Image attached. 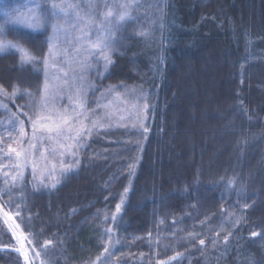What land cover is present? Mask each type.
<instances>
[{
	"label": "trees",
	"instance_id": "obj_1",
	"mask_svg": "<svg viewBox=\"0 0 264 264\" xmlns=\"http://www.w3.org/2000/svg\"><path fill=\"white\" fill-rule=\"evenodd\" d=\"M133 5L93 92L136 88L148 126L78 129L47 150L45 165L30 166L26 178L47 183L17 201L32 247L46 264H91L114 220L107 264H264V0ZM46 34L7 32L33 63L0 53V88L16 92L6 106L22 120L27 96L42 89ZM17 131L0 145L10 168L9 153L29 157L32 148ZM0 233L10 248L1 225ZM0 264L23 260L2 248Z\"/></svg>",
	"mask_w": 264,
	"mask_h": 264
},
{
	"label": "rangeland",
	"instance_id": "obj_2",
	"mask_svg": "<svg viewBox=\"0 0 264 264\" xmlns=\"http://www.w3.org/2000/svg\"><path fill=\"white\" fill-rule=\"evenodd\" d=\"M136 1L0 0V24H3L5 29L0 40L11 41L7 32L18 28L47 32L45 56L39 60L37 66L43 75L42 89L39 94L27 96L26 109L20 114L25 116L24 120L12 115L6 106L8 98H13L16 92L9 94L0 88V145L6 142L11 145L12 142H16L17 137L13 136V132L18 130L16 134L22 146L25 142L32 146L29 157L23 152L9 153L12 168L8 162L0 164V179L8 177V193L12 198L9 197V201L13 204L9 211L0 206V225L13 238V244L8 248L3 245L5 238L0 233V250L13 249L19 254L23 264H46L37 249L32 247L30 237L22 227L17 203L21 194L32 186H47L41 178H26L30 166L35 163L45 165L49 153L47 150L64 145L68 139L67 133H74L78 129L91 131L95 127L148 126L147 105L142 100L141 92L136 88L125 85L111 86L102 88L97 94L93 92L95 82L107 71L110 63L109 54L116 43L110 42L103 50L95 46L98 37L103 38L100 32L101 17L106 11L104 3L129 4L133 10ZM92 4L95 5L94 8L89 7ZM53 5L58 7L53 8ZM53 12L57 15H52ZM6 19H11L12 22L5 24ZM44 19H47V24L39 22ZM29 24L37 26L30 27ZM53 25L57 26L55 31ZM116 32L114 37L117 35ZM11 42L20 45L26 50L27 55L24 51L12 48L4 52L16 53L22 63L34 62L35 57L24 46L14 40ZM56 135H59L62 142L55 139ZM0 150L3 152L2 148ZM1 152L0 159L6 160L5 155L8 153ZM137 162L138 157L133 168ZM48 185L51 186L49 183ZM121 206L122 203L119 207ZM112 223L107 247L91 264H107L115 235L114 220Z\"/></svg>",
	"mask_w": 264,
	"mask_h": 264
},
{
	"label": "snow or ice",
	"instance_id": "obj_3",
	"mask_svg": "<svg viewBox=\"0 0 264 264\" xmlns=\"http://www.w3.org/2000/svg\"><path fill=\"white\" fill-rule=\"evenodd\" d=\"M58 7L57 5H53V8ZM90 8H94L95 5H89ZM132 5L129 4H112L109 5L107 2L104 3V8L106 11L102 14L101 17V32L100 36L103 38L98 37V43L95 45L103 50L104 47H107L110 42L114 43V35L115 32L119 30L120 26L130 18V12L128 11ZM7 16V13L5 14ZM52 15H57V13L53 12ZM12 22L11 19H6L5 24ZM40 23L47 24V19L43 21H39ZM30 27L37 26L36 24H29ZM53 30L57 29V26L53 25ZM5 29L4 25L0 24V36L4 35ZM12 48L18 49L20 51H24L25 55H27L26 50L21 48L20 45L12 43L11 41L0 40V53L4 52L5 50ZM110 62V61H109ZM203 243V241H201Z\"/></svg>",
	"mask_w": 264,
	"mask_h": 264
}]
</instances>
